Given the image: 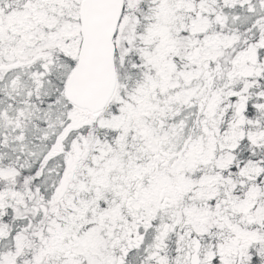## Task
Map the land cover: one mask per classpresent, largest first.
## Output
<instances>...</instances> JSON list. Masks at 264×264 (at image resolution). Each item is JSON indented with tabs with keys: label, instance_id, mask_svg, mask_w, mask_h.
Wrapping results in <instances>:
<instances>
[{
	"label": "snow or ice",
	"instance_id": "1",
	"mask_svg": "<svg viewBox=\"0 0 264 264\" xmlns=\"http://www.w3.org/2000/svg\"><path fill=\"white\" fill-rule=\"evenodd\" d=\"M0 264H264V0H0Z\"/></svg>",
	"mask_w": 264,
	"mask_h": 264
}]
</instances>
